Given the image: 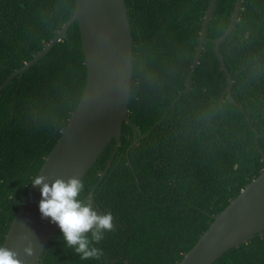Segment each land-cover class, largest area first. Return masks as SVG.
<instances>
[{
  "label": "trees",
  "instance_id": "trees-1",
  "mask_svg": "<svg viewBox=\"0 0 264 264\" xmlns=\"http://www.w3.org/2000/svg\"><path fill=\"white\" fill-rule=\"evenodd\" d=\"M76 2L0 0V86L53 41ZM210 3L126 0L134 43L128 116L140 141L127 153L134 130L123 123L106 176L97 185L114 139L82 179L81 193L101 214H113L116 229L100 243V260H81L65 248L59 228L39 264H177L213 217L264 172V0H244L234 31L220 45L232 98L215 45L237 0L217 1L187 90ZM87 76L75 22L49 54L1 92L0 247L78 107ZM213 264H264V235Z\"/></svg>",
  "mask_w": 264,
  "mask_h": 264
},
{
  "label": "water",
  "instance_id": "water-1",
  "mask_svg": "<svg viewBox=\"0 0 264 264\" xmlns=\"http://www.w3.org/2000/svg\"><path fill=\"white\" fill-rule=\"evenodd\" d=\"M217 1L211 0L203 21L196 56L186 82L187 90L191 88L192 75L199 64ZM243 2L237 0L231 24L215 45L221 70L229 79L227 93L230 98L233 81L220 52V45L234 31ZM75 22L79 23L83 41L88 69L87 83L78 107L38 175L45 176L49 183L58 178L67 181L72 177L82 181L114 139L112 159L101 173L98 185L106 176L118 151L123 123L134 130V141L127 153L140 141L139 130L128 116L133 86L134 43L126 0H77L73 16L63 29L46 48L0 86V94L14 78L24 74L49 54L66 37ZM89 197H93V191ZM41 198L40 186L31 185L2 246L18 253L15 258L22 264H39L47 245L59 230L57 224L42 217L39 210ZM213 219L214 222L198 243L177 264H213L229 250L248 243L256 234L264 235V172ZM29 247L33 250L31 256L25 252Z\"/></svg>",
  "mask_w": 264,
  "mask_h": 264
},
{
  "label": "clouds",
  "instance_id": "clouds-1",
  "mask_svg": "<svg viewBox=\"0 0 264 264\" xmlns=\"http://www.w3.org/2000/svg\"><path fill=\"white\" fill-rule=\"evenodd\" d=\"M46 181L43 175H37L32 180V185L41 189L39 210L42 217L59 226L65 248L71 249L81 260H100L104 255L100 243L107 233L116 229L113 214H101L92 201L81 199L84 184L78 178L72 177L67 181L58 178L51 183ZM25 252L33 255L30 247ZM16 256L18 253L0 247V264H22Z\"/></svg>",
  "mask_w": 264,
  "mask_h": 264
}]
</instances>
